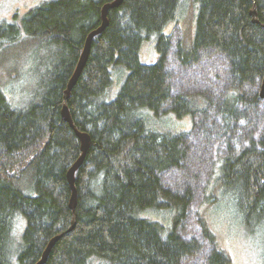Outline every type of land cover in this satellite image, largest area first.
<instances>
[{
	"label": "trees",
	"instance_id": "1",
	"mask_svg": "<svg viewBox=\"0 0 264 264\" xmlns=\"http://www.w3.org/2000/svg\"><path fill=\"white\" fill-rule=\"evenodd\" d=\"M109 1L45 0L19 23L0 21V264H35L56 235L43 264H182L198 248L195 238L177 230L192 202L191 188L174 190L160 178L182 168L186 132L157 129L149 120L171 112L193 118L209 103L203 95L171 94L167 81L171 38L163 30L184 0H123L108 10V25L93 37L65 100L74 126L90 136L75 172L69 229L66 173L80 154V142L61 115L63 96L85 37L100 24L101 6ZM194 2L193 40L179 38L175 56L184 66L205 53L226 58L227 89L216 104L223 134L264 104L259 96L264 0ZM155 34L157 61L144 64L141 44ZM116 70L126 76L117 96L106 101ZM27 75L30 82L24 85ZM213 166L218 171L206 203L216 206L224 197L246 228L264 230V126L258 134L248 132L237 152L229 149ZM147 210H162L166 222L150 213L144 217ZM22 217L19 233L15 227ZM203 217L204 233L214 245L210 262L230 264Z\"/></svg>",
	"mask_w": 264,
	"mask_h": 264
},
{
	"label": "rangeland",
	"instance_id": "2",
	"mask_svg": "<svg viewBox=\"0 0 264 264\" xmlns=\"http://www.w3.org/2000/svg\"><path fill=\"white\" fill-rule=\"evenodd\" d=\"M42 1L45 0H0V21L14 22L15 20L19 23L25 12ZM195 2L184 0L181 6L179 5L174 19L163 30V33L171 38L165 67L169 74L167 81L171 94L198 95V97L203 95L209 103L204 106L205 112H198L193 118L191 115L178 117L173 112L163 114L157 119L152 115L149 118L151 125L157 129L175 127L186 132L187 155L182 168H172L160 175L166 187L178 191L189 187L193 194L186 216L177 230L186 238H195L198 248L189 254L182 264H213L210 262V256L214 245L204 233L205 228L200 221L203 216V219L208 221V227L214 234L218 246L228 254L230 264H263V228L255 232L246 228L238 218L235 206H232L226 198L223 197V201L218 202L216 206L206 203V198L214 192L215 171L218 170H215L213 165L218 158L226 155L229 149L237 152L245 144L248 132L251 131L254 134L261 132L264 126V104L260 105L258 113L236 119L229 132L221 133L222 121L217 113L216 104L227 89L226 58L218 53H205L197 62L184 66L175 56V44L179 38H185L187 43L193 40L198 13ZM157 38L158 35L155 34L150 40L141 44L138 53L140 62L152 64L157 61ZM7 65L10 67L13 65L10 59L7 60ZM123 71L127 74L126 69ZM123 71H115L114 81L106 101H111L117 96L122 86V78L126 76ZM28 82H30L28 75L22 78V84L26 85ZM16 88L20 87L16 85ZM9 93L12 99L13 94L10 89ZM147 213L156 215L151 217L160 221L167 220L162 210L152 213L147 210L142 215L146 217L144 214ZM151 217L150 219H153ZM22 218L18 219L15 227L19 233L24 227L25 220L24 217Z\"/></svg>",
	"mask_w": 264,
	"mask_h": 264
},
{
	"label": "water",
	"instance_id": "3",
	"mask_svg": "<svg viewBox=\"0 0 264 264\" xmlns=\"http://www.w3.org/2000/svg\"><path fill=\"white\" fill-rule=\"evenodd\" d=\"M122 1L123 0H111L109 2L104 3L101 6L100 24L87 33L85 40H84V43H83V46H82V49H81V52H80V55H79V58H78V61H77V64L73 70L71 77L69 78V80L67 82L66 89L64 91L63 105L61 108V115H62L63 119L70 125V127L73 128V131H74L75 135L77 136V138L80 142V145H79L80 154L77 157V159L72 163V165L69 167V169L67 170V173H66L67 182H68L70 190H71L68 206L71 209L72 215H73L72 225L69 229H71L74 225V213H75L74 211H75L76 196H77V190H76V186H75V172L84 160L86 151L89 148L90 136L87 132L80 131L74 126L71 115H70L69 110H68V107L65 104V100L69 97L70 91H71L72 87L74 86V84L76 83V81H77V79H78V77H79V75L83 69V66L85 65L93 37L95 35L100 34L104 30V28L108 25V18H107L108 10L111 8L119 6L122 3ZM251 15L253 17V21L257 22L256 13H255L254 9L251 10ZM259 96H260V98L264 99V77L262 78V81H261ZM58 238H59V235H56V236H53L48 241L45 249L43 250V252L41 254L40 259L37 262H35V264H43L46 261V258L50 252L51 247L53 246V244L55 243V241Z\"/></svg>",
	"mask_w": 264,
	"mask_h": 264
},
{
	"label": "bare ground",
	"instance_id": "4",
	"mask_svg": "<svg viewBox=\"0 0 264 264\" xmlns=\"http://www.w3.org/2000/svg\"><path fill=\"white\" fill-rule=\"evenodd\" d=\"M69 202V201H68Z\"/></svg>",
	"mask_w": 264,
	"mask_h": 264
}]
</instances>
